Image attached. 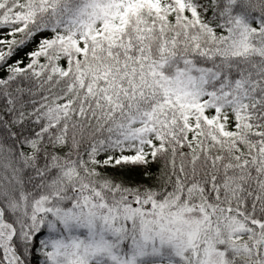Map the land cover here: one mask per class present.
I'll list each match as a JSON object with an SVG mask.
<instances>
[{
    "label": "snow or ice",
    "instance_id": "6c2138e0",
    "mask_svg": "<svg viewBox=\"0 0 264 264\" xmlns=\"http://www.w3.org/2000/svg\"><path fill=\"white\" fill-rule=\"evenodd\" d=\"M0 264H264V0H0Z\"/></svg>",
    "mask_w": 264,
    "mask_h": 264
}]
</instances>
